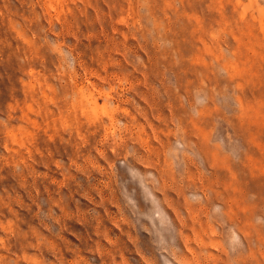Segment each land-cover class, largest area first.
I'll return each mask as SVG.
<instances>
[{"label": "rangeland", "instance_id": "1", "mask_svg": "<svg viewBox=\"0 0 264 264\" xmlns=\"http://www.w3.org/2000/svg\"><path fill=\"white\" fill-rule=\"evenodd\" d=\"M0 264H264V0H0Z\"/></svg>", "mask_w": 264, "mask_h": 264}]
</instances>
